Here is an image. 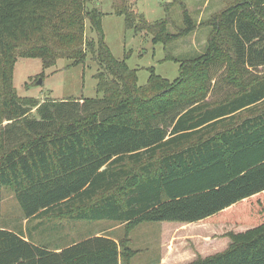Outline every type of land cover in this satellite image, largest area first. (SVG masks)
Returning <instances> with one entry per match:
<instances>
[{
  "label": "trees",
  "instance_id": "obj_1",
  "mask_svg": "<svg viewBox=\"0 0 264 264\" xmlns=\"http://www.w3.org/2000/svg\"><path fill=\"white\" fill-rule=\"evenodd\" d=\"M120 2L113 13L125 29L153 44L196 29L180 3L184 26L174 27L168 13L176 0L156 22ZM92 3L0 0V195L12 192L27 222L107 220L123 225L124 237H91L52 252L0 229V264H130L137 253L130 232L165 222L251 226L227 233L223 251L187 264H264V72L251 74L264 68V0H239L212 17L204 53L181 62L175 81L151 73L143 87L110 54L103 14ZM87 55L98 65L102 98L39 103L12 87L18 58L47 68L61 59L77 66ZM217 69L232 91L209 102Z\"/></svg>",
  "mask_w": 264,
  "mask_h": 264
},
{
  "label": "rangeland",
  "instance_id": "obj_2",
  "mask_svg": "<svg viewBox=\"0 0 264 264\" xmlns=\"http://www.w3.org/2000/svg\"><path fill=\"white\" fill-rule=\"evenodd\" d=\"M98 1V2H96ZM239 0H176L169 8L168 16L174 27L182 28V10L196 25V29L185 37L164 45L151 42V36L145 33L135 34L124 27V18L113 13L114 5L120 0H93L91 5L102 12L101 29L103 41L113 58L124 60L129 70L136 75V85H146L151 73L161 79L173 82L179 77V66L183 61L194 59L204 53L206 42L212 30L206 23L212 17L233 5ZM173 0H129L136 13L143 15L148 22H156L165 18L164 4ZM182 6V10L180 6ZM210 21V22H211ZM169 32H173L172 27ZM86 36L95 40V34L86 23ZM96 62L87 55L83 64L72 66L71 61L58 60L55 65L44 67L37 58H18L12 69V87L21 99H32L39 103L45 100L64 101L72 98L99 99L102 95L96 91ZM264 72L260 67L251 74ZM216 73V75H215ZM223 69L214 71L207 101H219L231 93L232 88L222 82ZM41 84L37 85V81ZM81 102V101H80ZM261 109V108H260ZM252 111L239 114L240 119L249 116ZM35 110L28 116H35ZM112 221H75L56 219L46 216L42 219H23L22 211L8 189H2L0 195V227L12 229L26 228L38 243L65 245L71 240H80L95 233H103L114 227L107 236L122 239L124 228L117 227ZM251 226L217 223H142L129 234L131 250L137 252L131 264H153L159 260L167 247H178L185 250L202 251V254L219 253L229 243L225 235L229 232L241 233ZM170 232V233H169Z\"/></svg>",
  "mask_w": 264,
  "mask_h": 264
},
{
  "label": "crops",
  "instance_id": "obj_3",
  "mask_svg": "<svg viewBox=\"0 0 264 264\" xmlns=\"http://www.w3.org/2000/svg\"><path fill=\"white\" fill-rule=\"evenodd\" d=\"M117 227H123V225L118 224ZM0 229L6 230V231H9V232H13L15 234H20L22 236L23 240H25V241H29L30 240L36 246H40V244H42V243L36 242V240L33 239L32 234L26 228H23V229H21V228L20 229H12V228H8V227H0ZM114 229L115 228L112 227V228L106 230L103 233H95L94 235L87 236V237H85L83 239H80V240H77V239L74 240V241L71 240L69 243H67L65 245H59V246L58 245H53L52 247H49V250L52 251V252H59L64 247L73 245V244H75L77 242H80L82 240H85V239H88V238H91V237H107V238H110L113 241L117 242L120 239L115 238V237H110V236L106 235V232H112ZM210 255H213V253L202 254V251L195 250V252H194L193 250H185V249L178 248V247H173L172 248L170 246L167 247V245H166V249L161 254V256L159 257V260L156 263H153V264H187V263H190V262L194 261L197 257L205 258V257L210 256ZM130 264H131V261H130Z\"/></svg>",
  "mask_w": 264,
  "mask_h": 264
},
{
  "label": "water",
  "instance_id": "obj_4",
  "mask_svg": "<svg viewBox=\"0 0 264 264\" xmlns=\"http://www.w3.org/2000/svg\"><path fill=\"white\" fill-rule=\"evenodd\" d=\"M41 84V80L39 79L38 81H37V85H40Z\"/></svg>",
  "mask_w": 264,
  "mask_h": 264
}]
</instances>
